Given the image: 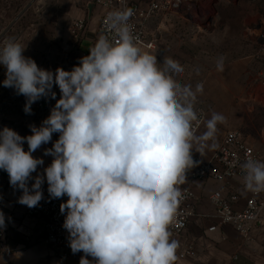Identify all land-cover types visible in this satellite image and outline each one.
Returning a JSON list of instances; mask_svg holds the SVG:
<instances>
[{
	"label": "clouds",
	"instance_id": "clouds-1",
	"mask_svg": "<svg viewBox=\"0 0 264 264\" xmlns=\"http://www.w3.org/2000/svg\"><path fill=\"white\" fill-rule=\"evenodd\" d=\"M131 15V9L109 12L106 27L113 35H101L71 71L38 67L15 38L0 46L3 86L26 97V114L41 97L55 99L53 85L61 93L41 126H29L31 135L0 130V169L22 191L17 202L28 208L42 200L45 179L51 198L67 196L60 212L72 253H84L79 264H175L179 242L169 227L181 198L178 185L194 166V143L214 148L207 142L225 121L213 112L206 131L195 134L200 120L194 103L203 85H181L172 75L183 71L178 62L165 58L161 67L143 51ZM53 133L59 138L44 152L52 162L33 177L44 161L32 153ZM241 169L246 190L264 191V162L250 158Z\"/></svg>",
	"mask_w": 264,
	"mask_h": 264
},
{
	"label": "crops",
	"instance_id": "crops-1",
	"mask_svg": "<svg viewBox=\"0 0 264 264\" xmlns=\"http://www.w3.org/2000/svg\"><path fill=\"white\" fill-rule=\"evenodd\" d=\"M92 1L94 0H68L66 4L67 7L64 12L70 18L71 23L65 29L64 46L60 56V65L63 69L72 70L74 66H78L80 58L89 55V49L94 46V39L97 38L100 9L94 7L91 4ZM129 1L137 3L147 0ZM203 3L205 2L201 4ZM76 19H84L86 22V30L78 40L72 38L70 33L71 24ZM150 25L151 23L148 24L147 31L149 35L156 39V51L152 55L157 57L158 65L161 67L163 66V60L169 57L182 66V72L172 74L173 78L181 85L182 83H189L193 85L221 86L223 92L230 95V86L241 83L242 101L244 103L248 102V99L244 98V92H247L250 85L260 88V94L264 96V61H252L250 58L242 59V47L229 48L227 44L230 41L227 38L225 39V37L222 41H219L216 39L215 31H212L208 36H199L194 42L196 47L184 49V46L182 47L181 45L185 44L180 41L172 50L166 40L168 35L171 37L170 33L172 32L160 30L159 27L160 31L157 30L152 33L149 30ZM172 36L176 37V34ZM257 41L260 43V50L256 53L264 55V44L258 39ZM162 42L165 43L163 47L161 46ZM221 61L222 68H219L218 62ZM1 67L2 65H0V69ZM51 91L55 92V99L51 97V94L47 97L46 111L38 122L37 127L41 126L42 121L50 115L51 109L61 97L58 86L53 85ZM4 98L0 92V117L5 116V106L3 105V108H1V102H5ZM215 100L216 98L212 96V101L214 102ZM216 101L218 102V100ZM219 107L217 103L213 108ZM223 107L227 106L223 105ZM260 107L262 108V117H264V103H260ZM213 112L215 111L205 112V119L197 136L206 131L205 122L211 117ZM245 112H242V123L244 118H248L251 115L252 108H247ZM222 114L225 117V121L217 125L214 139L207 142L209 145L212 143L216 144L223 132L236 130L230 129L231 125L236 124L230 120L228 121L231 113L227 111ZM10 115H15V113ZM243 128L242 135L245 142L251 145L255 153L264 160V121H262L261 129L257 130L255 135L252 132L243 130ZM237 130L240 131L239 129ZM55 135L56 133H53L52 140L49 143L43 144L32 153L35 158H41L44 161L43 165L38 166L37 171L32 173L33 177L37 174H43L44 169L51 164L53 157L44 155V152L45 149L52 148ZM21 136L25 135L22 134ZM23 147L25 151L28 150L27 143H24ZM193 147L192 154L203 160L208 159L215 148L205 147L201 150L199 143H194ZM28 183L29 187H31L34 179ZM191 186L195 194L200 197V204L196 208L197 213L208 218H202L200 222L192 223L187 230V236L194 241V256L186 260H177L175 264H264V223L251 226L247 239L241 238L228 226H221L212 233L205 232L214 222V219L209 217L213 214V206L209 198L213 192L222 188V184L207 180L194 181ZM231 187L238 188L237 183L233 182ZM247 193L248 190L246 189L240 190L242 197L247 196ZM21 195V190L14 189L10 185L8 173L0 169V211L5 215L6 224L5 228L0 229V264H79L80 258L84 253H72L67 258L60 259L41 242L40 237L36 233L37 229L33 228L31 221L24 216L25 205L17 202ZM87 258L93 261L92 257L89 256Z\"/></svg>",
	"mask_w": 264,
	"mask_h": 264
},
{
	"label": "rangeland",
	"instance_id": "rangeland-1",
	"mask_svg": "<svg viewBox=\"0 0 264 264\" xmlns=\"http://www.w3.org/2000/svg\"><path fill=\"white\" fill-rule=\"evenodd\" d=\"M67 2L68 0H0V46L6 39L15 38L25 48L23 53L25 57L32 58L38 67L55 73L57 68H61L60 56L64 46L65 29L71 23L64 12ZM204 2L195 8L194 17L182 19L167 15L160 20L152 21L149 30L154 33L160 27V30L172 32L171 37L168 35V39L166 38L172 50L180 41L184 42L185 45H181L184 49L196 47L194 42L199 36H208L215 31L216 39L222 41L225 37L230 41L227 44L229 48L242 47V59L264 61V55L256 53L260 50L257 36L261 26H264V0H205ZM175 34L176 37H173L172 35ZM164 44L162 42L161 46L163 47ZM5 72L6 69L2 65L0 92L5 97V102H1V108L4 105L6 110L5 116L0 117V130L9 127L19 135H31L29 126H37L46 109L38 111L35 102L31 105V114H26L23 110L26 97L18 95L13 88L3 86ZM182 85H190L193 90L197 86L189 83ZM230 89V95H227L221 86L203 85V92L197 94L195 103L199 104L206 113L215 111L222 114L228 111L231 113L228 121L236 123L231 125L230 129H239L242 133L244 127L243 130L255 135L264 121L260 107V103H264V96L260 94L261 89L250 85L247 92H244V98L248 99L247 103L242 101L241 83L231 85ZM212 96L218 102L216 100L213 102ZM217 103L220 107L213 108ZM247 108H252V113L248 118H244L242 123V112L246 113ZM11 113L15 115H10Z\"/></svg>",
	"mask_w": 264,
	"mask_h": 264
},
{
	"label": "built area",
	"instance_id": "built-area-1",
	"mask_svg": "<svg viewBox=\"0 0 264 264\" xmlns=\"http://www.w3.org/2000/svg\"><path fill=\"white\" fill-rule=\"evenodd\" d=\"M204 1L147 0L132 3L129 0H94L91 4L100 9L97 38L94 39V44L101 35L109 37L113 35L106 27L109 12L131 9L132 15L128 23L136 43L145 52L154 54L156 39L149 35L148 24L167 15L182 19L192 18L195 8ZM85 30L84 19L74 20L70 27L72 38L77 40L83 36ZM257 39L264 44V26L261 27ZM46 105L47 100L40 99L35 108L38 111H43ZM194 109L200 120L198 125L194 122L197 135L204 122L205 111L196 103H194ZM58 138L59 133H56L53 144ZM215 145L212 154L206 160L192 154L194 166L186 172L183 184L178 185L181 198L175 218L169 227L171 238L179 242L177 260H186L194 256V241L187 236V230L192 223H198L202 218H208L196 211L200 204V197L192 189L191 183L194 181L212 180L222 184V188L213 192L209 198L213 206V214L209 217H212L214 222L205 232L212 233L221 226H228L241 238L247 239L251 226L264 223V191L259 193L248 191L245 197L240 194V190L245 189L244 172L241 165L250 158L262 162L264 160L255 153L251 145L245 142L242 133L238 130L223 132ZM233 182L237 183L238 188L231 187ZM47 188V181H45L42 185V200L35 208L25 206L24 216L31 221L32 227L37 229L36 233L41 242L57 257L65 259L72 254V251L69 247V234L63 228L65 214L60 212V204L66 202L68 198L67 196L51 198Z\"/></svg>",
	"mask_w": 264,
	"mask_h": 264
}]
</instances>
